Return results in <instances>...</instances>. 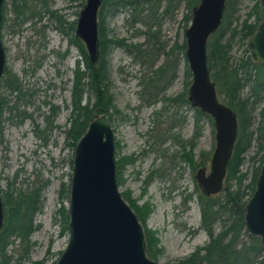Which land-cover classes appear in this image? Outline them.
Listing matches in <instances>:
<instances>
[{"label": "rangeland", "instance_id": "374dc122", "mask_svg": "<svg viewBox=\"0 0 264 264\" xmlns=\"http://www.w3.org/2000/svg\"><path fill=\"white\" fill-rule=\"evenodd\" d=\"M87 1L19 0L18 5L24 9L19 18L14 0H5L2 7L1 41L9 75L0 81V97L17 109L6 110L2 115L0 189L3 192L9 188L24 192L41 189V210L34 218L32 248L22 264H57L69 243V229L64 231L60 210L64 206L68 211L70 193L69 198H62L61 193L63 187L71 189L75 147L66 133L70 128L79 63L80 70L86 69L79 49L71 40ZM156 3L151 0L138 7L120 4L104 11L108 37L134 47L129 51L126 46H116L107 56L109 93L116 108L109 121L115 133L117 161L135 158L123 170L120 192L129 193L139 207L150 205L145 226L159 239L156 262L178 264L211 241L202 224L199 194L203 192L196 174L204 167L207 175L211 172L216 130L214 121L200 117L201 136L195 142L194 160L203 165L193 169L181 158L180 145L191 142L196 131V109L188 101L193 75L187 58L178 49L186 41L193 10L188 9L184 0L172 3L171 7L167 1ZM256 9L264 16L260 0H238L228 11L230 19L222 22L224 39L232 43L233 67L251 57L247 47L250 39H244L242 25L246 21L257 22V16L251 17ZM49 10L62 17L65 22L62 28L48 14ZM235 29L237 34L231 39ZM165 64L166 71L156 74ZM187 69L191 77L187 76ZM13 76L22 85V96L5 88L6 78ZM241 77H245L244 71ZM250 85L240 93L244 100L250 96ZM184 94L188 103L183 102ZM218 98L226 104L224 96L218 94ZM89 101L94 104L95 98L86 93L83 104ZM252 102L255 103L252 99L249 105ZM263 108L264 94L254 105L250 123L254 141L241 167L247 176L243 182L247 199L264 152L259 150L260 144L264 147V136L259 140ZM230 184V191H236L237 185ZM225 187L224 183L223 191L212 197L223 201ZM230 222L229 213L218 220L213 226L215 236ZM257 242L262 247L260 238L246 229L240 235L237 248L248 249ZM18 244L15 241L9 246L8 255L16 253ZM263 256L264 252L253 253L252 264H258Z\"/></svg>", "mask_w": 264, "mask_h": 264}, {"label": "water", "instance_id": "95a60500", "mask_svg": "<svg viewBox=\"0 0 264 264\" xmlns=\"http://www.w3.org/2000/svg\"><path fill=\"white\" fill-rule=\"evenodd\" d=\"M4 1L0 0V81L6 67L1 41ZM104 1L88 0L76 29L93 66L100 58L98 15ZM226 2L202 0L194 8L186 31V55L193 75L188 101L214 120L216 130L211 172L207 175L204 167L196 174L199 188L207 197L223 191L238 136L237 115L220 102L208 67V42L222 25ZM260 2L264 8V0ZM247 47L251 60L264 67V19ZM119 188L115 133L108 116L97 115L75 148L68 209L69 243L57 264H159L148 257L144 227ZM5 217L0 198V232ZM244 220L248 232L260 238L264 248V163L255 192L245 207Z\"/></svg>", "mask_w": 264, "mask_h": 264}, {"label": "trees", "instance_id": "16d2710c", "mask_svg": "<svg viewBox=\"0 0 264 264\" xmlns=\"http://www.w3.org/2000/svg\"><path fill=\"white\" fill-rule=\"evenodd\" d=\"M151 0H105L99 11V51L100 58L97 65L90 63L87 55L84 43L74 35L71 43L74 44L80 51L86 69L80 70V63L75 74V84L73 88L72 96V113L70 118V128L67 131V139L71 141L73 147L76 148L77 143L82 136L88 130L89 124L92 122L94 115H106L108 119L112 117L116 108L113 105L112 96L109 93V80H108V68H107V56L111 48L116 46H126L122 41L117 39H110L107 35L105 26V14L104 11L108 7H117L120 4H126L130 7H138L143 3H149ZM164 1L168 2V6L171 7L172 3L178 2V0H153L158 5ZM183 1V0H181ZM187 3L189 10H194L202 0H184ZM228 7H225L226 15L223 20H229L231 15L228 13L230 7L237 3L238 0H227ZM15 2V13L19 18L24 12L23 7L19 6V0ZM118 2V3H117ZM141 3V4H140ZM156 3V4H157ZM24 5V4H23ZM168 7V8H169ZM258 9V8H257ZM254 11L251 17L257 16V22L249 24V21L242 25L243 37L245 40L250 39L257 31L259 24L263 21V14ZM50 16L58 20L60 27L64 25L62 17L54 13L53 11H47ZM224 12V13H225ZM36 15V13H33ZM74 30V25L72 26ZM65 32L64 30H61ZM67 34V32H65ZM237 34L236 29L232 31L231 39ZM212 39L208 43V67L211 74V79L216 85L217 93L222 95L227 100L226 104L237 115L238 118V136L235 145L232 159L228 166L227 177L225 180V197L223 201L216 199V197H207L204 194H199V203L202 207V224L211 238L210 244L196 251L189 259L180 262L178 264H252L253 253L264 252L259 242L254 246L247 249L243 247L238 249L237 244L240 239V235L243 231H246L245 226V207L255 192L256 183L260 175L262 165L264 163V152L261 157L260 166L257 168L253 182L251 184V195L246 198V192L243 188V182L247 178L245 174L241 172V167L245 161V154L251 148L254 141L255 134L250 132L251 115L254 109L255 103L264 94V67L254 64L251 61V57H247L246 61H243L239 66L233 67L231 64L230 52L232 51L231 41H225V30L221 27L211 36ZM214 37V38H213ZM128 47V46H126ZM134 47L129 46L131 51ZM178 49L183 52V55L187 58V44L186 41ZM166 71V64L157 69L156 74H163ZM245 72V77H241L242 72ZM255 71V72H254ZM254 72V74H253ZM9 75L5 68L4 77ZM187 76L191 77V72L187 69ZM247 77V78H246ZM2 78V79H3ZM1 79V81H2ZM251 83L249 88L250 96L248 99H242L240 93L247 84ZM5 88L10 92H18L22 96V85L19 80L13 77H7ZM86 93H91L94 96L95 102L91 104L89 101L87 104H83L84 96ZM21 98V97H19ZM187 94H184L183 102L188 103ZM255 103H251V100ZM190 103V102H189ZM8 105V101L3 100L0 97V136L3 132V119L2 115L6 110H16ZM54 112V111H52ZM196 131L193 140L191 142L182 143L181 145V158L192 166L193 169L203 165L194 160V148L196 140L201 136L199 120L200 117H207L211 122L214 120L202 113L199 109H196ZM261 125L259 131L261 135L259 140L264 136V108L261 113ZM188 145V146H187ZM118 147V145H117ZM188 147L190 148L188 150ZM260 153L264 150L262 144L259 145ZM135 162L133 157H125L117 161L118 166V184L123 183V170L128 164ZM237 185V190L231 192V184ZM70 187H63L62 198H69ZM243 188V190H242ZM41 189L36 188L30 192H24L22 190H14L9 188L6 192L0 189V198L4 200V206L6 208V217L4 220L3 228L0 232V263L1 264H22L26 260L32 248L31 236L35 230L34 218L41 210ZM124 199L129 203L135 213L138 215L142 225L145 229V236L147 241V254L148 257L154 261H157L160 249L158 248L159 239L156 237V233L151 231L145 226L147 217L151 213V207L146 204L139 207L136 201H133L129 193H122ZM246 198V199H245ZM229 213L230 224L222 230L220 234L215 236L213 231L214 224L223 219L226 214ZM60 214L63 218L64 231L68 232L69 215L67 209L62 206ZM228 219V218H227ZM14 239V240H13ZM18 241V249L14 255H8V248L10 245ZM259 241V240H258ZM204 253V254H202ZM16 255V258H15ZM35 264H44L43 262H37ZM258 264H264V256L262 261Z\"/></svg>", "mask_w": 264, "mask_h": 264}]
</instances>
